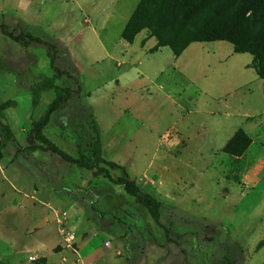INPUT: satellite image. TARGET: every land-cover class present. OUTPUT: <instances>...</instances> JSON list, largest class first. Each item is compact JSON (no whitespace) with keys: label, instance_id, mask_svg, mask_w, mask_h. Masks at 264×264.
Instances as JSON below:
<instances>
[{"label":"rangeland","instance_id":"1","mask_svg":"<svg viewBox=\"0 0 264 264\" xmlns=\"http://www.w3.org/2000/svg\"><path fill=\"white\" fill-rule=\"evenodd\" d=\"M9 1L0 6V24L13 33L55 39L57 31H69L67 18L77 14L82 25L109 30V52L89 65L80 54L76 80L53 78L43 46L23 49L0 33V120L15 131L21 147L37 143L31 126L59 93L48 82L69 88L74 94L51 115L44 136L71 157L107 168L113 178L125 176L156 198L169 234L166 238L121 185L94 175L95 169L40 149L16 154L0 134V264L15 259L17 264H264V176L248 189L242 180L264 151V119L239 157L211 149L219 143L215 138L200 149L184 148V138L168 141L170 127H183L190 119L195 125L207 122L203 112L224 106L211 97L226 83L238 82L218 77L228 70L219 56L229 45L193 43L178 60L184 95L199 94L196 113L187 120L183 109L174 108L150 80L144 82L146 53L162 47L146 20L133 23L131 42L122 35L142 0H136L120 33L119 20L112 21L116 1L18 0L19 14ZM57 3L60 8H49ZM86 38L97 48L92 37ZM166 46L152 57L153 65L173 71V52ZM61 57L74 67L64 45ZM195 87L202 93H193ZM241 91L232 98L240 99ZM94 152L108 163L95 162Z\"/></svg>","mask_w":264,"mask_h":264},{"label":"trees","instance_id":"2","mask_svg":"<svg viewBox=\"0 0 264 264\" xmlns=\"http://www.w3.org/2000/svg\"><path fill=\"white\" fill-rule=\"evenodd\" d=\"M141 18L146 20L145 26L156 37L158 47L167 45L176 56L192 42L229 40L235 51H246L253 56L252 65L264 81V0H142L132 20L122 32L124 39L128 42L132 41L129 30L133 23ZM0 32L24 47L30 44L43 46L53 78L65 76L76 80L70 72L56 66L57 48L52 42L31 33H13L6 23L0 24ZM47 86L58 90L59 93L31 126L30 133L37 143L21 147L11 127L0 120V134L12 142L15 153L21 154L27 150L40 149L79 168L95 169L94 175L103 174L110 182L121 185L129 196L145 207L154 223L163 230L167 238L169 231L160 220L161 204L156 198L143 193L139 185L125 176L113 178L107 168L93 167L71 157L44 136L43 129L50 121L51 115L74 94L69 88L54 85L52 81L48 82ZM251 143V138L242 130H238L225 145L223 152L239 157ZM93 157L95 162L108 163L98 152H94Z\"/></svg>","mask_w":264,"mask_h":264},{"label":"crops","instance_id":"3","mask_svg":"<svg viewBox=\"0 0 264 264\" xmlns=\"http://www.w3.org/2000/svg\"><path fill=\"white\" fill-rule=\"evenodd\" d=\"M6 1L8 0H0V6L3 3H6ZM111 1H116L117 3L114 7L115 13L113 15L112 21H114V18H117L119 20L118 33H120L126 19L133 12L136 0ZM9 2L15 7V13L19 14V10L17 9L18 5H16L19 1L10 0ZM57 7H61L60 3H57L55 7L52 6L49 8L53 10ZM76 16L77 14H74V16L67 18L68 22L66 20L67 30L69 31H57L58 33L55 39H48V41L55 44L57 48L55 59L56 66L61 69L67 70L75 77L76 72L78 73L77 69L78 67H80V54L87 58L86 62L88 65L91 61H95V58L97 57L96 55L101 56L107 54L109 51H105L107 50L109 45H107L106 39L110 35L109 30H97L89 25H82L81 22L78 21L80 19H77ZM89 36L92 37L91 39L94 40L97 48L95 46L90 48L89 44L84 41L87 40L88 38L86 37ZM42 38L44 39V37ZM149 42L150 45H153L154 43L152 38ZM193 43H198L200 46H202V48L207 44L213 43H222L229 45L224 54L219 56V62L225 63L224 65L226 66V68H228V70L227 72L225 71L224 73H221L218 77L226 80L227 78H234V80L238 78V82L233 84L232 87H229L226 83L221 90H216L217 93L212 95L211 98L213 100L219 101L222 99V103H224V106L218 109H208L207 111H205L206 113L203 112V115H205L203 118H205L207 122H202L201 124L197 123V125H195L194 120L190 119V121L186 122L183 127H177V125H174L167 130L168 135H171L168 141L170 143L176 141L182 142V138H184L186 142L183 144L184 148L188 149L196 147L197 149H200L205 140L209 139L210 141L212 138H215V141L219 143L217 145H214L211 149L220 148L222 150L235 134V132H237L238 130H242L246 135L250 137V135L253 134L258 127V124H260V122H262V120L264 119V81L259 77L256 69L252 65L253 56L246 51H235L233 44L226 41L219 40L211 43L192 42L188 44L179 55L176 56L173 54L174 62L171 66H169V68L173 71H169L166 67L160 66L159 64L155 66L153 65L155 62L152 57H154V55L156 54H159L165 46L159 47V49L155 52L146 53L143 66L145 67L146 64H148V66H146V68L144 69L146 71L144 82L146 81V79L150 80L148 84L153 86L152 88L156 91L159 90L158 92L163 95L165 100L170 101L174 108H178L180 110L183 109L185 113L181 115L182 118L187 117V120H189L188 116L190 114L196 113V110L195 108L193 109V107H195L197 98L199 96V94H197L196 97H194V95H184L185 88H183L181 84L182 80H184V77L182 76V72L180 70L182 65H180V63L178 62V60L181 59L183 54ZM62 45H64V49L73 59L74 67L69 64L68 66L62 60ZM216 46L217 45H214V48ZM21 47H23V49L26 48L24 46ZM96 52L97 54H95ZM212 53H215V51L212 50ZM148 54L150 55L148 56ZM128 71H131V69H129ZM126 73L127 71L123 74ZM172 82L174 83V85ZM172 85L178 87L171 89L169 86L172 87ZM241 88L243 89V91L238 94L241 101L240 99H233L232 97L234 93ZM193 93H202V90L198 87H195L193 89ZM234 100L236 101V104H240L236 105L235 108L229 103L234 102ZM211 131L216 132L217 134L209 135L208 132ZM13 132L16 137V133L14 130ZM218 132L223 133L221 134L223 138L218 139L220 137ZM192 144H195V146ZM197 153L198 155H202L200 153V150H198ZM189 156H191V152L189 153ZM191 161L192 160L188 158V164H190ZM262 176H264V151L252 162V164L248 167V170L243 174L242 180L244 182V187L248 189V185H254L260 180ZM248 260L251 261L252 259L249 258ZM3 261L9 262L8 260H5V258L3 259ZM17 262L19 263V259H15L13 264H17Z\"/></svg>","mask_w":264,"mask_h":264},{"label":"built area","instance_id":"4","mask_svg":"<svg viewBox=\"0 0 264 264\" xmlns=\"http://www.w3.org/2000/svg\"><path fill=\"white\" fill-rule=\"evenodd\" d=\"M30 258L32 259L33 257L31 256Z\"/></svg>","mask_w":264,"mask_h":264}]
</instances>
